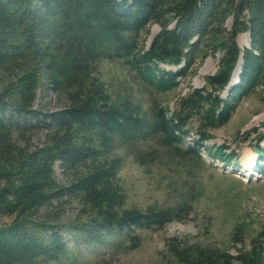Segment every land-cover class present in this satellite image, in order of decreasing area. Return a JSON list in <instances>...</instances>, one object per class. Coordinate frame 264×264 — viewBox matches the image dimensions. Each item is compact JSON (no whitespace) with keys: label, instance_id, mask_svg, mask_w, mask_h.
Returning a JSON list of instances; mask_svg holds the SVG:
<instances>
[{"label":"trees","instance_id":"obj_1","mask_svg":"<svg viewBox=\"0 0 264 264\" xmlns=\"http://www.w3.org/2000/svg\"><path fill=\"white\" fill-rule=\"evenodd\" d=\"M153 25L160 30L147 46ZM242 32L250 37L244 49ZM216 54L205 86L190 87L174 108L154 95ZM239 58V81L222 97ZM109 60L147 90L145 103L103 80L99 67ZM38 93L53 95L56 107H34ZM251 93L264 95V0H0V264L69 257L55 210L63 199L78 203L72 226L95 245L112 234L135 243V229L189 218L204 190L202 150L226 164L238 160L208 143L211 130ZM192 119L198 135L185 144ZM123 148L144 168L166 166L182 180L174 203L127 205ZM251 242L236 254L175 238L168 249L179 264H264V228Z\"/></svg>","mask_w":264,"mask_h":264},{"label":"rangeland","instance_id":"obj_2","mask_svg":"<svg viewBox=\"0 0 264 264\" xmlns=\"http://www.w3.org/2000/svg\"><path fill=\"white\" fill-rule=\"evenodd\" d=\"M230 25L231 21H228L229 28ZM154 28L157 34L160 27L153 25L151 31ZM243 33L247 32L238 33L237 43ZM152 39L149 34L147 46ZM218 57L219 54L208 56L200 65L193 66L187 76L180 78L176 88L154 95L163 98L174 108L178 99L190 91V87L205 86L206 76L215 73L218 68ZM206 61L207 72L200 76L201 83L197 84V75ZM194 68L197 69L193 70ZM99 70L110 87L116 88L118 85V88L130 92L145 103L149 95L147 90L120 60L105 61ZM238 81L239 77L236 82ZM224 93L225 91L222 94ZM239 99L230 119L222 126L212 129L213 137L208 140L209 144L225 145L226 151H233L238 160L226 164L227 162L212 158L202 150L205 166L197 179L200 178L204 190L195 201L189 218L173 220L161 229H135V243L126 236L112 234L106 241L95 245L72 226L71 221L78 217V203L63 199L55 210L60 214L61 223L65 225L61 234L70 254L59 263L50 264H179L168 249V241L174 238L185 240L189 245L218 247L233 254L249 250L252 246L251 239L264 228V173L261 169L264 157V95L251 93ZM41 103H46L48 108L56 107L53 95L38 93L34 107ZM197 125L196 119H192L186 126L189 134L184 139L185 144L198 135ZM40 139H43L42 134ZM32 141L34 145H40L37 137ZM257 146L262 147L263 154L255 150ZM117 152L123 155L119 178L126 190L128 206L145 208L147 205L164 206L176 201L177 187L181 186L182 180L173 176L166 166L147 169L139 165L126 148L117 149ZM54 178L58 183L64 182L58 163L54 165ZM234 264L241 263L234 261Z\"/></svg>","mask_w":264,"mask_h":264},{"label":"bare ground","instance_id":"obj_3","mask_svg":"<svg viewBox=\"0 0 264 264\" xmlns=\"http://www.w3.org/2000/svg\"><path fill=\"white\" fill-rule=\"evenodd\" d=\"M155 28L151 31L150 33V38H152L154 35H155ZM238 44H239V47L240 48H244V47H247V45L249 44V37H248V33H243V37L239 38L238 40ZM240 65H241V60L239 59V61L237 62L234 70H233V74H232V78H231V81L229 83V85L227 86H230L231 84H233L235 81H237V78H238V72L240 71ZM207 69H208V61H206V63L200 68L199 70V75H197L198 77L196 78V83L197 84H200L201 81H200V76L203 75V74H206L207 72ZM228 88V87H227Z\"/></svg>","mask_w":264,"mask_h":264},{"label":"water","instance_id":"obj_4","mask_svg":"<svg viewBox=\"0 0 264 264\" xmlns=\"http://www.w3.org/2000/svg\"><path fill=\"white\" fill-rule=\"evenodd\" d=\"M249 43H250V42H249ZM248 45H249V44H248ZM248 45H247V47H249ZM239 59H240V58H239ZM227 87H228L227 89H229V88H230V86H227Z\"/></svg>","mask_w":264,"mask_h":264}]
</instances>
